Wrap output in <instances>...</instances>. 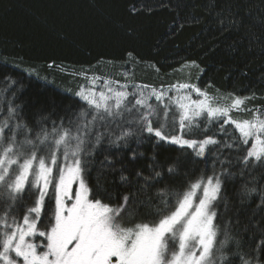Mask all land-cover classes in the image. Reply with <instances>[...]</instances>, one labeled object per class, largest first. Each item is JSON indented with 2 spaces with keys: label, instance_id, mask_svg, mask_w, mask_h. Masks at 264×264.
Wrapping results in <instances>:
<instances>
[{
  "label": "trees",
  "instance_id": "16d2710c",
  "mask_svg": "<svg viewBox=\"0 0 264 264\" xmlns=\"http://www.w3.org/2000/svg\"><path fill=\"white\" fill-rule=\"evenodd\" d=\"M193 62L196 66L190 72L180 71ZM60 66L90 74L98 71L122 81L128 79L125 73L158 85L172 79L186 81L226 103L248 97L243 108L264 109V0H0V120L13 107L17 119L23 117L29 127L42 116L49 127L51 121L61 120L69 127L68 121L75 120L86 105L76 95L80 76L62 72ZM232 116L251 119L252 112L233 111ZM200 127L206 131L188 138L217 133V125L203 117ZM227 132L230 135H216L221 143L209 146L202 158L147 133L120 149L106 138L89 159L85 179L93 188L99 183L115 203L134 194L153 207L164 185L218 175L216 222L221 229L227 222L244 250L251 251L264 240V167L251 162L246 167L243 151L224 143H231L238 130L230 126ZM129 148L143 155L133 161ZM153 157L161 166L175 163L178 175L145 187L135 173L148 176ZM121 174L128 182L121 181ZM253 187L255 193L245 192ZM51 196L50 190L46 215L54 206ZM34 199L30 190L24 203L31 207ZM135 206L140 208L139 203ZM13 214L19 218L23 210ZM46 215L42 225L48 223Z\"/></svg>",
  "mask_w": 264,
  "mask_h": 264
},
{
  "label": "snow or ice",
  "instance_id": "6c2138e0",
  "mask_svg": "<svg viewBox=\"0 0 264 264\" xmlns=\"http://www.w3.org/2000/svg\"><path fill=\"white\" fill-rule=\"evenodd\" d=\"M124 75L130 79L128 73ZM97 79L92 77L91 86L76 93L86 107L68 121L69 127L63 120L51 121L49 127L43 116L29 127L23 117L17 119L13 107L0 120V264H233L234 260L264 264V240L245 251L227 222L223 229L217 224L218 175L164 185L153 207L134 194L123 195L115 203L99 183L93 188L85 179L89 159L106 138L120 149L147 133L202 158L209 146L221 143L216 135H230V126L238 130V136L231 143L225 141V146L242 150L246 167L250 162L264 167V110L245 108L252 118L237 120L232 112L240 110L248 97H235L222 105L192 83L156 89L111 79L104 80L97 91ZM153 98L158 106L151 103ZM126 114L131 119L125 120ZM202 117L217 125V133L188 138L206 131L200 127ZM129 152L133 161L143 155L130 148ZM152 159L148 176L135 173L145 187H156L166 176L178 175L175 163L161 166ZM124 170L122 166L121 173ZM120 179L128 182L123 174ZM32 189L35 199L29 207L24 200ZM50 189L54 206L48 207L50 215H46ZM256 191L255 187L245 189L246 193ZM20 209L23 215L18 218L13 213ZM45 215L48 223L42 225Z\"/></svg>",
  "mask_w": 264,
  "mask_h": 264
},
{
  "label": "rangeland",
  "instance_id": "374dc122",
  "mask_svg": "<svg viewBox=\"0 0 264 264\" xmlns=\"http://www.w3.org/2000/svg\"><path fill=\"white\" fill-rule=\"evenodd\" d=\"M52 66V65H51ZM194 66H196L195 64L193 65V63H189V64H186L185 66H183L181 69H180V71L181 72H183V71H185V70H187V72H190V70L194 67ZM58 68H60V70L62 71V72H65V73H72V74H74L75 76H80L79 78H81V81L79 82V84H78V89L80 90V88L81 87H87V86H91V78L92 77H99L100 79H97L96 80V87H97V91H99V90H102V83H103V81L104 80H107V79H111V80H114V79H112V78H110V77H108V76H105L103 73H100V72H98V71H95V73H92V74H90L89 72H86V71H84V72H81V71H79V70H75V69H71V68H66V67H64V66H60V67H58ZM138 76H140V75H134V77H131L130 79L128 78V79H125L124 81H122V80H120L122 83H124V82H127V83H129V84H132V83H135V84H142V85H149V86H151V87H154V88H156V89H160L161 88V86H163L164 88H168L170 85H173V84H177V83H190V82H186V81H180V82H177V80H175V79H172V80H168L167 82L169 83V84H156V82H154V81H150V79H148V78H145V77H142V78H139ZM193 84V83H192ZM129 91H132V89H130L129 88ZM147 94V93H146ZM170 95H176V93L175 92H172V93H170ZM211 95V94H210ZM211 96H214V95H211ZM215 97V96H214ZM131 98V97H130ZM129 98V99H130ZM193 98L195 99L196 97L195 96H193ZM154 101V102H153ZM217 101H220V102H217V103H219V104H228V103H226L224 100H219V99H217ZM151 102H153V105L154 106H158V104H159V102H157L154 98L152 99V101ZM165 102H167V101H165ZM260 109V110H264L263 108H261V107H252V108H249L250 110H252V109ZM245 108H241L240 110H233V111H237V112H242V111H245L244 110ZM173 111H175V106H173V109H172ZM171 111H170V113H169V117L171 118ZM91 118V117H90ZM128 119H131V117H129V116H127V114L125 115V120H128ZM116 123H121V121H119V120H117L116 121ZM155 123V122H154ZM113 127V129L115 128V125H113L112 126ZM101 130L103 131L104 129L103 128H101ZM75 187V186H74ZM51 190V189H50ZM50 190H49V192H50ZM32 191H33V193H35V189H32ZM197 195L199 196V193H197Z\"/></svg>",
  "mask_w": 264,
  "mask_h": 264
}]
</instances>
